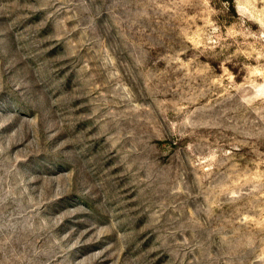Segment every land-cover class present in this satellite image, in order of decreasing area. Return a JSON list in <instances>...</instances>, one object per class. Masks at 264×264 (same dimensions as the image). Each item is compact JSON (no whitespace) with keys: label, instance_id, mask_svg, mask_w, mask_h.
I'll return each instance as SVG.
<instances>
[{"label":"rangeland","instance_id":"374dc122","mask_svg":"<svg viewBox=\"0 0 264 264\" xmlns=\"http://www.w3.org/2000/svg\"><path fill=\"white\" fill-rule=\"evenodd\" d=\"M0 264H264V0H0Z\"/></svg>","mask_w":264,"mask_h":264}]
</instances>
